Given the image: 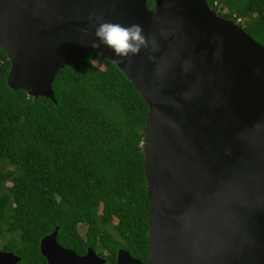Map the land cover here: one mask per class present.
Returning <instances> with one entry per match:
<instances>
[{"label":"water","instance_id":"water-1","mask_svg":"<svg viewBox=\"0 0 264 264\" xmlns=\"http://www.w3.org/2000/svg\"><path fill=\"white\" fill-rule=\"evenodd\" d=\"M145 1L0 0L6 85L54 104L56 72L91 56L142 97L147 257L117 249L114 264H264V47L204 0ZM96 17L139 24L157 50L121 63L102 45L98 56ZM56 232L38 244L46 264L106 263L59 246ZM18 261L0 251V264Z\"/></svg>","mask_w":264,"mask_h":264},{"label":"trees","instance_id":"trees-1","mask_svg":"<svg viewBox=\"0 0 264 264\" xmlns=\"http://www.w3.org/2000/svg\"><path fill=\"white\" fill-rule=\"evenodd\" d=\"M204 1L264 47V0ZM8 70L0 49V251L16 264H46L38 244L57 228L56 243L77 255L89 247L114 264L123 249L144 261L142 97L113 63L91 56L56 72L54 104L9 89Z\"/></svg>","mask_w":264,"mask_h":264},{"label":"clouds","instance_id":"clouds-1","mask_svg":"<svg viewBox=\"0 0 264 264\" xmlns=\"http://www.w3.org/2000/svg\"><path fill=\"white\" fill-rule=\"evenodd\" d=\"M95 19L98 26L94 35L98 42H93L91 47L97 50L98 56H103V52L99 51L102 45L110 49L121 63L125 60L131 62L132 57L138 55L142 49H149L150 45L152 51L157 50L155 38L146 37L139 24L123 26L120 23L104 21L102 17Z\"/></svg>","mask_w":264,"mask_h":264},{"label":"rangeland","instance_id":"rangeland-1","mask_svg":"<svg viewBox=\"0 0 264 264\" xmlns=\"http://www.w3.org/2000/svg\"><path fill=\"white\" fill-rule=\"evenodd\" d=\"M83 231H84V227L83 226H79L78 227V232H79V234H83Z\"/></svg>","mask_w":264,"mask_h":264}]
</instances>
